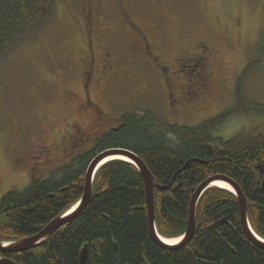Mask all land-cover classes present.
I'll return each mask as SVG.
<instances>
[{
  "label": "trees",
  "instance_id": "1",
  "mask_svg": "<svg viewBox=\"0 0 264 264\" xmlns=\"http://www.w3.org/2000/svg\"><path fill=\"white\" fill-rule=\"evenodd\" d=\"M55 8V0H0V59L19 36L42 29ZM254 110L261 122L251 121L246 131L230 138L214 134L235 110L191 128L164 123L148 111H126L121 126L96 148L129 150L145 164L154 184L171 185L167 191L153 190L154 226L160 237L174 239L185 233L194 189L204 179L221 175L242 192L248 224L264 240V106L255 105ZM94 156L75 155L46 180L31 181L20 192L2 196L0 243L31 237L69 211L83 194L84 172ZM191 159L203 163H191L174 178ZM94 177L90 200L73 219L41 245L6 257L15 264H78L86 246V264H264V251L243 233L239 203L230 192L207 189L197 203L192 240L170 250L150 238L144 185L135 167L109 161Z\"/></svg>",
  "mask_w": 264,
  "mask_h": 264
},
{
  "label": "rangeland",
  "instance_id": "2",
  "mask_svg": "<svg viewBox=\"0 0 264 264\" xmlns=\"http://www.w3.org/2000/svg\"><path fill=\"white\" fill-rule=\"evenodd\" d=\"M91 1L94 4L95 0ZM111 1L96 0L97 5H107L104 18L108 23L116 24L117 10H126L135 1L143 9V22L155 24L158 16L164 17L162 32L168 41L176 43L168 58L172 71L177 70L171 58L178 48L192 50L194 42L186 43L187 38L210 42L220 51L213 60L216 91L202 114H193L186 107L178 112L166 109L168 101L157 76L141 62L136 63L133 81L121 86V94L132 92L136 96L128 98L127 111H148L164 123L191 128L235 110L215 132L214 136L221 138L246 131L251 121L261 122L254 107L264 106V0H120V7ZM55 4L45 26L19 36L0 59V198L9 191L26 188L34 173L40 179L45 177L44 171L54 173L80 149L73 141L65 144L56 139L73 118L74 103L65 97L63 89L78 92L77 80L63 84L68 69L59 63L77 59L78 47L72 44L79 38L75 26L81 22V14L76 11L81 2L55 0ZM104 23L105 19L102 26ZM115 29L117 33L105 36L107 48L118 55L135 52L129 46L127 32L119 25ZM155 79L158 85L153 86ZM146 82L153 87L140 90ZM157 95L158 101L152 102ZM25 166L35 167L30 176Z\"/></svg>",
  "mask_w": 264,
  "mask_h": 264
},
{
  "label": "flooded vegetation",
  "instance_id": "3",
  "mask_svg": "<svg viewBox=\"0 0 264 264\" xmlns=\"http://www.w3.org/2000/svg\"><path fill=\"white\" fill-rule=\"evenodd\" d=\"M80 2L81 5L76 11L81 14V22L75 26L79 31L77 34L79 38L72 44L78 47L77 59L70 57L71 59L66 62L64 60L59 63L68 69L63 84L72 79L77 80L78 92L63 89L65 97L74 103L73 118L67 122V127L56 139L58 143L66 141L65 144L73 141L80 148L70 155L69 161L73 156L83 152L93 155L99 153L96 148L97 143L121 126L120 119L129 105L128 98L136 96L132 92L121 94L120 90L126 81L130 83L135 78L133 73L137 68L136 63L141 62L142 65H148L153 69L159 87L162 88V94L168 101L166 109L170 107L173 112H178L186 107L187 111L199 115L209 107L217 86L213 60L220 53L210 42L187 38L186 43L194 42L192 50L178 48L175 56L171 58L177 70L172 71L168 58L169 52L176 43L168 41L167 35L162 32L165 27L163 16H158V22L155 24L143 22L141 18L143 9L140 3L135 1L126 10H117L118 13L115 11L118 19L114 20L116 24H112L107 22L106 17L104 18L107 5L102 2L97 5L96 0L95 5L91 0H80ZM111 2L120 7V0ZM145 2L149 1L145 0ZM74 17H77V13ZM103 19L106 23L102 26ZM115 25H119L127 32L129 46L131 45L135 52L118 55L107 48L105 36L117 33ZM159 34V39L155 38ZM154 83L153 86L158 85L157 79ZM152 85L146 82L140 90L144 88L147 90L153 87ZM152 99L155 100L152 102H157L159 97L157 95ZM25 167L30 176L32 174L30 171L35 167ZM62 168L63 166L55 172ZM48 173L44 171L42 174L45 177L41 179L46 180L53 174V172L49 175ZM41 179L34 173L30 180Z\"/></svg>",
  "mask_w": 264,
  "mask_h": 264
},
{
  "label": "water",
  "instance_id": "4",
  "mask_svg": "<svg viewBox=\"0 0 264 264\" xmlns=\"http://www.w3.org/2000/svg\"><path fill=\"white\" fill-rule=\"evenodd\" d=\"M123 158L125 161L119 159ZM116 158V159H115ZM106 159V162L109 161H116L119 160L124 163L131 164L135 169L138 171V173L141 175L142 182L144 185V196H145V203L144 207H146V213H147V229H149V235L150 238L162 249H170L175 250L176 248L185 247L191 240L192 236L196 230V223H195V210L197 207V203L199 199L205 194V191L209 188H219L218 186H214L215 182H222L224 184H227L232 191H228L231 194L235 196L237 199V203H239V224H241V228L243 230L244 235H246L247 239L250 243L255 245L257 249L264 251V240L260 239L256 234L253 233L250 224H248V218H247V202H245V199L243 197L242 192H240L238 186L228 179L227 177L221 176V175H215L212 177H208L204 179L203 182H201L197 188L194 190L193 196L191 197L188 205V220L186 224V230L185 233L180 236L176 237L179 238L178 242L175 243V245H167L165 242L163 243L162 237H160L155 228V217H154V211L155 207L153 206V190L157 189L159 191H167L170 186H158L153 183V177L152 174L149 173L146 166L142 161L137 158V156L132 153L129 150L116 148V149H106L103 152H99L95 154L94 158L89 162L87 165V168L84 172V181H83V194L80 197V200H78L75 205L69 209L63 216L55 218L51 223H49L47 226L43 228L40 232L36 233L35 235L31 237L23 238L19 241H11V242H1L0 243V264H15L13 261H11L6 255H12V254H23V252H27L32 250L34 247L41 245L46 239L50 238L52 235H54V232H56L60 227L65 225V223L69 222V220L73 219L89 202V198L92 194V183L94 181V176L96 172L104 166L105 163H103ZM197 162V163H203L197 159H191L188 160L185 165L175 172L174 178L182 172V170L186 169L191 163ZM101 163H103L101 165ZM259 169L260 172L262 171L260 167L258 166L256 168ZM173 178V180H174ZM262 183L260 186V191L264 194V179H262ZM221 189V188H219ZM223 190V189H222ZM226 191V190H225ZM226 191V192H227ZM220 223H225V220H222ZM174 238V239H176ZM164 239V237H163ZM168 239V238H166ZM79 258H78V264H86L87 260V247L84 246L80 252H79Z\"/></svg>",
  "mask_w": 264,
  "mask_h": 264
},
{
  "label": "bare ground",
  "instance_id": "5",
  "mask_svg": "<svg viewBox=\"0 0 264 264\" xmlns=\"http://www.w3.org/2000/svg\"><path fill=\"white\" fill-rule=\"evenodd\" d=\"M116 158H119V157H116ZM115 158V159H116ZM119 159H121V160H123V161H125L123 158H119ZM107 160H110V159H106L103 163H105ZM103 163H101V165L103 164ZM218 186L219 188H221V189H223V190H228V191H232L231 190V188L227 185V184H224V183H222V182H215V184H214V186ZM197 188V187H196ZM195 188V189H196ZM194 189V190H195ZM194 193V192H193ZM192 193V194H193ZM193 196V195H192ZM160 239H162V241H163V243L165 242L167 245H175V243H177L178 242V240H179V238H176V239H166V238H160Z\"/></svg>",
  "mask_w": 264,
  "mask_h": 264
}]
</instances>
